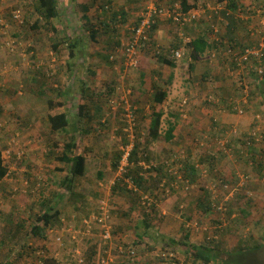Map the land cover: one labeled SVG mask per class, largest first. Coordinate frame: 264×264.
Here are the masks:
<instances>
[{
    "label": "rangeland",
    "instance_id": "374dc122",
    "mask_svg": "<svg viewBox=\"0 0 264 264\" xmlns=\"http://www.w3.org/2000/svg\"><path fill=\"white\" fill-rule=\"evenodd\" d=\"M57 1L58 16L48 21L38 11L39 0H0V147L10 170L9 176L0 184V264H29L36 259L38 249L46 250L48 257L63 260L61 264H78L70 254L76 249L85 259L83 264H97L96 257L102 249L98 246L95 251V243L91 240L84 239L79 244H72L67 239L65 245H60L56 243L55 237L61 234L65 225L78 228L82 219L98 208V201L105 196L103 193L111 187L116 175L121 174L120 170L116 171L112 165V178L105 177L101 180L96 177L98 168L106 175L108 167V162H104L108 159V153L106 156L102 155L98 147L100 142H104L95 129L103 125L99 114L103 112L101 117L108 115L104 111H109L112 106L109 103L116 105V110L113 111L116 115H123L126 111L125 105L119 100L115 103L109 102V98L114 96L111 88L119 95H127L128 92L131 94L128 100L135 108L138 124L136 129L134 128V135L129 136L127 145L133 147L134 143H141L140 149L145 152L139 151V163L135 166H144L143 173L149 179L145 184L146 194L142 193L143 189L139 186L137 193L124 189H118L116 193L110 191L113 207L111 216L115 217L117 212L124 222L123 231L119 229L122 232L114 235V244L132 245L136 242L137 247L134 248L138 257L132 264H139L140 260L142 264H169L160 260L159 254L165 250L174 251L178 264H194L187 257L193 255L192 251L183 243L208 244L215 247L223 263L228 260L232 264H264V141L258 142L261 144L257 148L245 145V138L253 129L264 137V85L255 71V60L248 63L238 74L239 69L232 66L233 60L229 54L230 49L242 51L259 46V41L264 38V0H244L241 11L238 9L241 16L236 17L246 20L248 26L247 30H244L242 25L237 27L238 32L243 34L242 38L234 30L228 31L226 23L231 19L225 18L224 8L218 3L221 0H200L195 8L202 9L209 4L212 21L203 23L201 20L204 18L198 17L193 23L179 25L174 20H165L170 28L169 36L173 39L167 41V45L164 44L166 49L162 44L158 46L153 42L151 48L144 53L143 59L141 55L140 64L136 68H126L123 63H118L117 59H114L113 67L104 58L96 60L97 65L102 64L106 69L109 66V72L105 73L107 76L102 73L98 80L94 75L96 81L92 83L86 82V86L91 90L88 95L77 89L76 76L69 72L71 67L68 63V49L57 54L52 49V44L60 39L62 42H71L76 37L82 38L84 44L90 42L88 31L92 25H100L103 12L101 13L98 7L102 2L88 0L93 6L84 10L81 0ZM147 3V0H141L140 5L143 7V4L146 6ZM176 3L181 2L169 0L165 6L173 7ZM109 13L113 14L111 7ZM15 14L20 15V18L17 19ZM54 27L58 28V38H55L57 33L51 36ZM182 32L191 39L204 35L220 46L213 45V49L199 61L205 62V66L213 64L210 61H214L218 65L217 69L221 70L219 79L224 81L223 84H232L235 91L231 94L222 89L217 92L205 91V87L214 89L220 80L210 77L213 74L202 77L191 73L189 64L192 60ZM176 43L180 45L178 48L174 47ZM180 48L184 55L182 53V56L175 60L177 69L172 68V72L166 73L164 64L157 56L163 52L171 55L172 50ZM113 51L116 53L114 49ZM77 61L79 64L80 59ZM70 62L72 65L76 63L74 58H70ZM94 63L95 59L91 60L89 65L93 66ZM226 64H229V70L227 67L224 69L223 65ZM115 65L116 69L122 67L121 73L113 71ZM156 65H159L158 70L152 78L149 74H144L142 68L150 70ZM199 70L205 72L206 69ZM81 76L84 77V74ZM155 76L160 77V80H154ZM61 85L65 87L66 97L58 93L61 91ZM155 85L169 94L163 104L162 136L149 144L154 143L152 147L161 146L160 150L145 149L143 145L149 140L154 104L151 97L156 94L152 91H157ZM52 100H64L71 123L75 122L79 129V132L71 134L78 140L80 152L86 151L89 156L94 157L97 165L88 178H82V182L76 181L78 192L86 196L85 201L64 207L61 221L53 223L43 237L36 235L32 228L37 224L45 200L51 199L59 204V193L63 190L61 187L67 172L59 170L60 163L56 156L60 154L63 143L70 136L64 132H54L50 128L47 110ZM184 100L187 102L184 103ZM84 102L89 106L86 111L94 115L92 120L78 116V106ZM203 103L214 109L210 116L211 130H199L194 120L200 117L201 113H190L199 107L202 112ZM94 106L98 108L95 110ZM229 109L232 110L230 113L237 116L236 121L229 122L224 118ZM250 113L252 115L247 121L246 116ZM202 114L207 115V112L203 110ZM169 122L176 123L175 132H181V128L183 131L185 127L187 133L176 137V140L172 141L174 145H170L168 141L166 143L164 139ZM88 123L93 124L92 133L84 132ZM226 140H229L226 145L227 152L222 149V143ZM54 141L60 143L56 148L52 147ZM108 142L116 147L117 152L122 151L120 147L126 146L121 137ZM179 147L185 150V153H182L183 166L174 164L171 168L181 172L186 160L190 159L199 169L197 176L191 178L189 175L190 182L169 173L160 178L154 177L152 167L158 166L162 159L165 161L170 158L171 161L178 154L176 150L180 149ZM50 148H53V154L50 153ZM8 150L11 151L10 154ZM19 150H23L22 159L16 157ZM170 152L174 154L168 157ZM145 159L152 163L143 162ZM64 165L63 162L62 166ZM131 166L133 164H130ZM217 168L216 176L212 172ZM133 174L131 172V175ZM241 174L247 176L243 192L239 191L233 203H229V212L220 211L219 207L226 202V192L222 186H218L217 191L209 190V186L221 178L234 183ZM167 178L171 180L170 183H164ZM172 182H176L174 186L171 185ZM123 198L126 199V204L127 200L134 201L135 206L131 205L129 210L125 211V203H119ZM247 203H250V217L243 220L240 218V211ZM231 211L234 213L229 216ZM144 230L151 233L144 234ZM157 233L158 235L153 236ZM172 239L177 243H171ZM239 248L243 249L237 255ZM95 253L98 256L94 255ZM113 253L117 257V252L113 250ZM121 260L116 264L127 262L123 258ZM210 264L219 263L211 261Z\"/></svg>",
    "mask_w": 264,
    "mask_h": 264
},
{
    "label": "trees",
    "instance_id": "16d2710c",
    "mask_svg": "<svg viewBox=\"0 0 264 264\" xmlns=\"http://www.w3.org/2000/svg\"><path fill=\"white\" fill-rule=\"evenodd\" d=\"M181 1V6H182V11L183 12H188L190 11L192 8L196 7L197 5V0H180ZM223 1V0H221ZM230 7V6H229ZM82 8L84 10H89L90 9V5H82ZM107 9H109V6H106ZM232 8L233 11H235L233 8H238V0H233L232 2V6L230 7ZM39 13L42 15V17L48 19V21H50L51 19L55 18L58 16V1L57 0H39V8H38ZM228 11H226L224 14L226 15ZM234 16V15H233ZM228 17L229 19H232V17ZM120 17V16H119ZM111 20L112 21H118V17L117 14L114 12L113 15L111 16ZM195 21V20H194ZM38 26V25H37ZM155 27V25H154ZM153 27V28H154ZM230 27V26H229ZM235 29L234 27H230ZM52 34L51 36H55L58 28H52ZM97 31L96 29L94 30L93 34H95ZM58 33H57V37L58 38ZM221 41V40H220ZM79 44H81V42L79 43L77 40L73 41L71 40V42L69 41H64L62 42V40L60 39L58 42H54L52 44V49L55 51V53L58 54V52L60 51H69V53L71 54L70 58L73 59L75 57V53H76V49L79 46ZM216 43L211 40L208 39V37L204 36V35H199L193 39H191L190 42H188V48L190 51V59L192 60V62H190L189 64V69L191 72L194 71L195 68V63L197 62V60H199L201 57H203L209 50L213 49V45H215ZM221 44H223V42L221 41ZM259 45V44H258ZM120 45H116L114 46V49L116 50V48H118ZM180 45L179 43H176L174 45V47L178 48ZM244 50V49H243ZM184 55V51L182 52ZM69 54V55H70ZM159 57V61L169 65V66H176L175 60H178L179 58H172L171 55H168L166 52L163 54L158 55ZM108 60H111V54L110 56H108ZM114 62V60H113ZM69 67H71V62H69ZM233 67L236 66V63L233 62ZM264 85V80L261 79ZM157 91L156 94L151 97L153 99L154 104L152 105V117H151V121H150V126H149V140L147 139L148 143H144V148L145 149H149L152 145H149L153 140H157L159 137H161V128H162V118L164 116V110H163V104L165 102V100L168 97V92L166 90H162L159 89L156 85H155ZM112 91H114V88H111ZM49 108L47 110V121L48 124L50 126V128L52 129V131L57 132H64L67 135H70L67 140L63 143V148L60 151V154L57 157V159H59L60 161L66 163L67 167H68V173L64 178L63 181V186L61 187V190L63 188V190L59 193L60 197H59V204L60 206H58L59 204H56L53 202V200L51 199H47V200H43L44 202L42 203V213L38 216V220H37V224L33 226L32 231L36 234V235H41L43 237H45V232L48 228H51V226L53 225V223L55 224L56 222H60L61 220V215L63 214V208L66 206H70L72 203L77 204L79 202H84L86 199V196L84 194H82L81 192H78V184L76 183L77 180H81L82 178L86 177L88 178L90 176V173L92 172V169H95V166L97 165V161L95 160L94 157L89 156L86 151L84 152H80V147H79V142L78 140H76V137L74 135H72L71 133H74L76 131H78L79 129L77 128L76 123L74 122L73 124L70 121V116H69V112H68V108L66 107V105L64 104L63 101H54L52 100L51 103L49 104ZM133 106V105H132ZM89 106L87 105H80L79 107V117H88V112L86 111L88 109ZM134 107V106H133ZM85 112V113H84ZM120 115V119L119 121L115 124L116 126L118 125V130H120V132L118 133V135L122 138V142L127 145L129 143V135L130 133L126 131V129L128 128L129 124L127 123L126 117ZM77 121V120H75ZM78 122V121H77ZM102 124L104 125V123L102 122ZM102 125V126H103ZM108 126L111 127L112 124L108 123ZM232 127V125H231ZM136 129V127H135ZM175 130H176V123H172L169 122V127L165 133V140L172 143V141L175 140ZM84 132L86 133H92L91 132V128L88 130V125L84 128ZM139 133V131L137 132ZM134 134V133H133ZM255 137L252 135L250 136V134H248V136L245 138V145L247 147H259V143H257V141L254 140ZM264 141V137L262 142ZM179 142V141H178ZM181 143V142H179ZM59 141H54L52 143V147L56 148L58 147ZM141 143L137 144L134 143L133 149L131 151V157H130V162H133V165H136V163L138 162V154L140 150H143V153L145 152L144 149H140L141 148ZM149 145V146H147ZM148 147V148H147ZM50 148V153L53 154V150L51 151ZM180 148V147H179ZM23 152V150H19V152ZM176 151H178L179 155L182 154L183 150L182 148L177 149ZM19 152H16V157L17 159H20L22 157L23 154H21L19 156ZM49 154V153H48ZM122 154L123 151H121L118 155L115 156V160L112 162V165L114 168H116L115 170L118 169V165L120 163V160L122 158ZM22 159V158H21ZM129 163V167H130ZM214 166V165H213ZM130 171L131 169L128 168ZM126 171L125 173H122L121 175H118L117 177H115V181L116 184L113 188V192H117L118 189H124V190H128V181L127 178L131 175V172ZM187 172V174L185 175V178L187 176V178H192L194 176H197L199 169L191 163L190 159H187L185 162V169L184 172ZM215 174L216 172L213 171L212 174ZM10 174V170L9 167L7 166V164L5 163V159H4V154H3V149L0 147V184L9 176ZM190 175V177H188ZM96 177H98L99 179H103L104 178V172L103 170H99V168L96 170ZM133 181L135 182L136 185H139V187H142V181H143V176L140 175L139 172H137V174H133L131 175ZM89 185V187H91V185L89 183H87ZM83 187V186H82ZM145 188V187H144ZM143 189V188H142ZM17 191V190H15ZM247 205V206H246ZM243 209L241 208L240 213L242 214V216L240 217L241 219H247L248 217H250V209H249V205L250 203H247ZM96 211V210H95ZM93 211V212H95ZM91 212V213H93ZM229 212V209H228ZM234 212L231 211V213H229V216H231ZM90 215L87 214L86 217ZM237 217V216H235ZM115 234V233H114ZM98 236H99V231H98ZM97 236V237H98ZM95 238V236H92L91 239ZM171 243H177L175 240H171ZM136 242H134L132 245H126V247H130L132 246L137 247ZM182 243L180 242V245ZM186 248L189 247L190 251H192L193 255H188L187 257L188 260H192L194 264H196V262H203L202 264H210L211 261H214L216 263L219 264H232L230 261L226 260L224 261V263L222 262L219 253L217 252L215 247L209 246L208 244H188V243H183ZM245 247V246H244ZM243 248H239V251L236 252L237 255H239V253L242 251ZM257 249V248H255ZM245 255V254H243ZM138 257V256H137ZM121 258H123L125 261V264H132L133 261L131 260H127L124 256L121 257L119 256V261L121 260ZM160 260H162L160 258ZM122 261V260H121ZM44 264H58V261L56 260V258H54L53 256L47 257L44 261ZM116 264V263H115ZM123 264V263H122ZM136 264V263H134Z\"/></svg>",
    "mask_w": 264,
    "mask_h": 264
},
{
    "label": "crops",
    "instance_id": "0c3cea01",
    "mask_svg": "<svg viewBox=\"0 0 264 264\" xmlns=\"http://www.w3.org/2000/svg\"><path fill=\"white\" fill-rule=\"evenodd\" d=\"M168 1L169 0H162V1L159 0V4L166 5V3ZM101 2H102V5L98 7V9H100V12L101 13L103 12L102 16L100 17V20H101L99 22L100 25L96 26V27H93V25H92L90 31H88V35H89L88 36V40H90V42L87 41V43L84 44L83 41H82V38L78 39L77 37L73 40V41L77 40L79 43L81 42V44H79V46L76 49V53H75L76 55L74 57V59L76 61L75 65L71 64V68L68 67L69 69H71L69 72L70 73L73 72L72 74L74 76H76L75 77V82H78L77 83V89L78 90L80 89L81 93L82 94L84 93L86 95H88L91 92V90H89L88 86H86V82L92 83V82L96 81V78L94 77V75H96L97 80H98V78L102 75V73H104V75L107 76L108 74H105V73L109 72V66L106 69L105 67L102 66V64L101 65H97L96 63H98V62H96V60L100 61L101 58L102 59L104 58V59L108 60V56H110V54H112L114 52L113 51L114 46L120 45V44L125 43V42L128 41V39L131 36L132 29L137 24V20H138L140 14H141V12H142V10L144 8V4H143V7H142V5H140L141 0H127L126 2L122 1V0H105V1L101 0ZM198 2H200V0H197V3ZM232 2H233V0H223V1H219L218 3H221L223 8H224L223 14L226 11H228L226 15L224 14L225 18H228V17H231V16L234 15L232 17L231 21L228 24L226 23V25L228 26V31L230 29H232V30L235 31L236 34H238L242 38L243 34L241 35V32H238L237 27H240L242 25V26H244L243 27L244 30H247L248 26H247L246 20H244L243 18H237V17L239 15L241 16V13L239 11H241L242 6L244 5V0H238V8H233L235 11H233L232 8H230L232 6ZM81 3H82V5H85V6L90 5V8H91V5L93 6L92 2L89 3L88 0H84V1L81 0ZM106 3H109V5L108 4L106 5ZM104 6L105 7L109 6V9L106 8L107 9L106 10ZM117 6H119L121 8H119ZM110 7L112 8V12L113 13L115 12L117 14L118 21H112L111 20V16L113 14L109 13L110 12ZM198 9L200 10V12H199L200 17L204 18L203 20H201V22L206 23V22L212 21V18H213L212 14H209V11H210L209 10V4L208 5L206 4L205 6H203L202 9H200V8H198ZM238 9H240V10L238 11ZM105 11H106V13H105ZM237 12H239V13H237ZM165 20H170V19L169 18H159L158 19L155 27L152 30L151 40H150L149 43H147V45L144 47V49L142 51V59L145 57L144 53L149 48H151V46L153 45V42L157 43V45L158 44H162V47L165 48L164 44L167 45L166 42L167 41L170 42V39H173L172 36H169L170 35V28H169V25L165 22ZM195 21H193V22H195ZM193 22H191V23H193ZM229 26L230 27H235V29L230 28ZM95 29H96L97 32L95 34H93ZM244 39H245V37H244ZM215 46H218V45H215ZM218 47H220V46H218ZM242 49H243V47L241 48V50ZM67 53H68V57H69V61H68V63H69L71 54L69 53V51H67ZM121 55L122 54L118 53V56L116 57L118 63L121 62L120 64H122V59H120ZM78 58L80 59V63L79 64H78V61H77ZM122 58H123V55H122ZM201 58H203V57H201ZM94 59H95V63L93 64V66L89 65V63H91V60H94ZM158 59H159V57H158ZM108 62L110 63V65L112 67L114 66L115 62H110V60H108ZM210 62H213V64H211V65L208 64L207 66H205V62L201 63L199 60H197V62L195 63V68H194L193 73H196L197 75H201L202 77L210 76V74H213L210 77H213L216 80L217 79L220 80L219 77L221 76V70L217 69L218 65L215 64L214 61H210ZM85 64H88L90 67L89 66H85ZM163 64H164V71L166 73L167 72H172L173 69H177L176 66L173 67V66H169V65H167L165 63H163ZM232 64H233V61H232ZM263 65H264V63H263ZM158 66L159 65H156L154 68H152L150 70H147L146 68H142V70H143V72H145L144 74H146V75L149 74L150 77L152 78V76L155 75L156 71L158 70ZM112 67H111V69H112ZM116 67H117V65H115V67H114L115 70L113 69V71L115 73H118V74H119V72L121 73V71H122L121 68L122 67H119L118 69H116ZM223 67H224V69H225V67H227V69H228L229 64H226V66L223 65ZM200 68L206 69L205 72L200 71L199 70ZM235 68H237V65L235 66ZM237 71H238V74H240L239 70H237ZM83 74H84V77L81 76ZM155 79L156 80H160V77L155 76L154 80ZM218 82L219 83L215 86L214 89H212L210 87H205V91L206 92H210V91L215 90V92H217L218 90L222 89L224 91H229L230 94H231L232 91H235V87H233L232 84H230L229 82L225 83V84H223L224 81H222V80H220ZM65 85H68V84H65ZM64 89H65L64 85H61V91H58V93L61 96L66 97L67 96V92ZM110 91H112V90L110 89ZM152 91H153V93L156 92L154 90H152ZM109 94L106 95V97H108ZM112 94H114V96L109 98V102H114V103L118 102V93H117V91H112ZM168 96H169V94H168ZM167 99H168V97H167ZM80 104L81 105H84V104L87 105V102L80 103ZM109 104L112 105L110 108L108 107L109 111H104V112H107L108 115L106 117H101V116H103V112H101V114H99V118H102L101 122H103L104 125L103 126L101 125L100 127H95V129L97 130V133H98V136L100 137V139L104 140V142H100V144H98V147H100V152L104 156H106V154L108 153V159L104 161V162H108V163H106V165L108 166L107 167V174L104 175V178L105 177L106 178L109 177V179H110V178H112L114 176V174L112 175V169L111 168H112V161H114L116 158L115 157L111 158L109 156H116L121 151L117 152L115 146H111L110 144H108L109 143L108 140L113 141L114 138H116V137L120 138V136L118 135V133L120 132V130H118V125L117 126L116 125L115 126L112 125L111 127H109L107 125L108 123L116 124L119 121V119H120V115H116V114L113 113V111L116 110V105H114L112 103H109ZM69 107H70V105H69ZM79 107L80 106H78V110H79ZM96 107L94 106L95 110H96ZM209 108H211V107L208 104L203 103L202 112L204 110L205 112H207V115L202 114V112L200 110V107L190 111V113L195 112V111L201 113V116L197 117L196 120H194L195 124H198V128H200L199 130H211L212 129V122L210 121V116L212 114L211 112L214 109L211 108L209 110ZM231 111L232 110L229 109V111H228L229 113H227V115L224 116V118H226V121L230 122V121H236L235 119H238L236 115H233L232 113H230ZM78 113H79V111H78ZM109 113H111V114H109ZM251 115H252V113H250L249 116L248 115L246 116L247 117L246 118L247 121H248L249 117H251ZM190 116H191V114H190ZM93 118H94V115L88 114V117H87L88 120H92ZM96 120H97V118H96ZM91 126H93V124H89L88 123V130L91 128ZM78 132H79V130H78ZM161 133H162V130H161ZM175 133H176V135H175L176 137L181 136L182 133L184 135L187 134L186 131H185V127L183 128V131H182V128H181V132L180 131H176ZM129 136H131V135H129ZM176 137H175V140H176ZM164 139H165V136H164ZM180 141H182V140L180 139ZM166 143H168V142L166 141ZM171 144L174 145L173 143H170V145ZM102 146L105 147V148H103ZM159 147H161V146H154V147L151 146L149 149L160 150ZM123 149H124V147H120V150H123ZM174 152H175V150H174ZM174 152H172V153L170 152L171 154L168 157H171L174 154ZM169 159H167L165 161H164V159H162L158 163V166L155 165V166L152 167V169H153L152 173L155 175L154 177H159L160 178L163 175L169 173V168L170 167H169V165L166 164V162ZM145 160L147 161V159H145ZM151 160H152V158H151ZM146 161H143V162H145L147 164H151L152 163V161L151 162H149V161L146 162ZM61 162L62 161L59 160L60 165H58V166H60V169L59 168L58 169L60 171L62 170L65 173L66 172L68 173V167H67L66 163H65L64 166H62L63 162L62 163ZM110 164H111V166H110ZM130 169L135 175L137 174V172H139L140 175L143 176L142 177L143 178L142 187H140V188L141 189L143 188V192L142 193L146 194L144 187H145V184L147 183V181L149 179H147V176L143 173L144 166H142V165L141 166L133 165V166L130 167ZM152 176H150V178ZM80 182H82V181L80 180ZM101 192H102V190H101ZM119 203L120 204L121 203H125L123 205L124 206L123 209L125 211H128L129 208L131 207V205L135 206V202L134 201L132 202L131 200H127V204H126V199L125 198H123V200L121 202H119ZM115 213H116V216L115 217L113 216V218H115V219L112 218V221H114L113 222V224H114V232H115V234L117 236L119 234V232L123 231L124 222H123V220L121 218L118 217L117 212H115ZM150 226L152 227L153 225H150ZM119 229L122 230V231H120ZM95 232H96L95 238L89 239V240H91L93 243H95L94 247L96 249L95 251H97L98 246L100 248V237L98 236L96 230H95ZM149 233H151V232H148L147 230H144V234H149ZM156 235H158V233L153 235V236H156ZM103 250H106V248H103ZM114 252H116V245H115ZM94 255L97 256L98 254L95 253ZM118 258L119 257H117L116 260H117V262L120 263ZM56 260L58 261V264H61V261H63V260H60V259H56ZM139 260H140V256H139ZM138 263L142 264L141 260Z\"/></svg>",
    "mask_w": 264,
    "mask_h": 264
},
{
    "label": "built area",
    "instance_id": "2783aa9c",
    "mask_svg": "<svg viewBox=\"0 0 264 264\" xmlns=\"http://www.w3.org/2000/svg\"><path fill=\"white\" fill-rule=\"evenodd\" d=\"M148 3L146 6H144L138 20L137 24L133 27L132 33L130 38L127 42L122 43L121 46L116 48V53L113 52L111 54V60L116 59L117 54L120 53L123 55L122 63L127 67H133L136 68L140 64L141 55L144 47L147 45V43L151 40V33L153 30L154 25H156L159 18H169L171 20H174L179 25H184L186 23H191L194 20H196L198 17H200V10L198 8H192L188 12L182 11L181 3H176L173 7L172 6H165L162 4H159V0H147ZM198 9V11H196ZM15 17L18 19L20 18V15L15 14ZM182 37H184V40L186 39V42H190L191 38L187 37L184 32L181 33ZM159 46V45H158ZM157 46V48H158ZM115 53V54H114ZM229 54L232 57V60L234 63H236L239 73L247 66L248 63H252L253 60L256 61L257 65L255 66V71L258 75H260L261 79L264 80V38H262L259 41L258 47H249L245 48L242 51H236L235 48L232 50H229ZM172 57L174 58H180L182 56V48L178 50H172ZM130 92L127 93V95H119L118 94V100L125 105V114L123 116L126 117L127 123L129 124L128 128L126 129L127 132L130 133V135H134L133 131L136 126V114H135V108L132 106V104H129L128 97L130 96ZM187 100H184V103H186ZM250 136L255 137V141L260 142L263 140V135L260 134L258 131L253 129L250 133ZM229 143V140H226L224 143H222L223 150L225 152L228 151L226 145ZM131 147L126 148L124 159L122 161V166L120 168L121 172L124 170L125 166L128 163V158L130 155ZM8 153L10 154L11 151L8 150ZM19 156L22 154V152L18 153ZM180 156L175 155L174 158L171 160V162L176 163V166L182 167L183 164L180 162L179 159ZM179 159V160H178ZM170 173L173 174V176H176L177 178H182V174H179L178 170H169ZM216 176L218 175V168L215 169ZM167 182L164 181V183ZM247 182V176L246 174L239 175L238 179H236V182H230L229 180L224 179H218L216 182L212 183L209 186V190L217 191L218 186H222V189L226 192V199L225 204L223 206L219 207L220 211H227L229 209L228 205L229 203H233V200L236 199L237 195L239 194V191L243 192V188L245 183ZM176 182H172V186L175 185ZM103 190V189H102ZM106 193V194H105ZM104 195L98 202V208L95 212L91 213L87 217H84L82 221L80 222L79 227H71L68 225H65L62 229V232L59 236L55 237V241L57 244L65 245V240L68 239L69 243L76 244L80 243L84 239H90L94 233L95 229L98 228L99 235L101 237L100 240V249H102L99 252V256L96 257V263L97 264H115L117 262L116 256L113 253V250L115 249L114 244V235H113V224H112V204L110 201V194L109 190L105 191ZM103 248H106V250H103ZM116 252L117 256L125 257L128 260L135 261L137 258V252L136 249L132 246L126 247L124 243L116 245ZM71 257L73 260L77 261L79 264H83L85 262V259L82 257L81 252L78 250H72L70 252ZM160 258L162 260H165V262H168L169 264H178V260H176V255L174 254V251L165 250L162 251L161 255L159 254ZM46 250L44 249H38L36 251V259L32 261L29 264H44L45 259L47 258ZM182 264V263H180Z\"/></svg>",
    "mask_w": 264,
    "mask_h": 264
},
{
    "label": "clouds",
    "instance_id": "9594fccd",
    "mask_svg": "<svg viewBox=\"0 0 264 264\" xmlns=\"http://www.w3.org/2000/svg\"><path fill=\"white\" fill-rule=\"evenodd\" d=\"M136 123H137V117H136ZM138 124V123H137ZM137 124H136V126L135 127H137ZM127 146L128 145H126L125 147H124V149L122 150L123 151V154H122V158H121V160H120V163H119V165H118V169L117 170H120L119 168H121V166H122V161H123V159H124V154H125V150H126V148H127ZM129 147V146H128ZM132 149H133V147H131V151H132ZM131 151H130V153H131ZM179 154V153H178ZM177 154V155H178ZM130 157H131V154L129 155V158H128V163H127V165L125 166L126 168H127V170H122V172H121V170H120V173L122 174V173H125L126 171H128L129 169V163H131V164H133V162H130ZM138 163H139V160H138V162L136 163V165H138ZM166 164L167 165H169V170L170 169H172L171 167L175 164V166H176V163H174V162H171V161H167L166 162ZM124 167V168H125ZM116 170V171H117ZM182 174V176H183V179L184 180H186V181H188V182H190V180H191V178H185V175H184V169H181V172H179V174ZM121 174H119V175H121ZM169 174H171V175H173L172 173H170L169 172ZM118 175H116V177H117ZM127 181H128V191H130V192H132V193H137L138 192V186L139 185H136L135 184V182L133 181V179H132V177L131 176H129L128 178H127ZM167 181L170 183L171 182V180L170 179H168L167 178ZM115 184H116V181H114L113 182V184L111 185V187L110 188H108L107 190H109V194H110V191H112V193H114L113 192V188H114V186H115ZM103 191V190H102ZM104 194V193H103ZM102 196V195H101ZM102 198V197H101ZM110 201H111V199H110ZM99 202V201H98ZM95 210H97V208L95 209ZM91 214V213H90ZM112 224H113V222H112ZM96 231H97V234H98V228H96L95 229ZM115 232H114V224H113V235H116V234H114ZM95 234H96V232L94 233V235L93 236H95ZM99 237H100V235H99ZM115 238V237H114ZM91 239V238H90ZM89 240V239H88ZM100 240H101V237H100ZM118 257V256H117ZM116 257V258H117ZM75 261V260H74ZM78 263V262H77ZM79 264V263H78Z\"/></svg>",
    "mask_w": 264,
    "mask_h": 264
},
{
    "label": "flooded vegetation",
    "instance_id": "af4514ba",
    "mask_svg": "<svg viewBox=\"0 0 264 264\" xmlns=\"http://www.w3.org/2000/svg\"><path fill=\"white\" fill-rule=\"evenodd\" d=\"M182 150H183V149H182ZM182 153L184 154V153H185V150H183ZM178 156H180L179 159L181 158V159H180V162H182V154H181V155L178 154ZM179 159H178V160H179ZM182 164H183V163H182ZM182 169H185V163H184V167H183Z\"/></svg>",
    "mask_w": 264,
    "mask_h": 264
}]
</instances>
